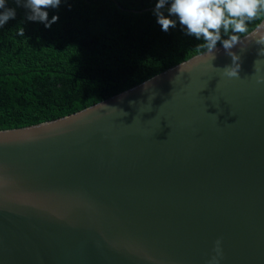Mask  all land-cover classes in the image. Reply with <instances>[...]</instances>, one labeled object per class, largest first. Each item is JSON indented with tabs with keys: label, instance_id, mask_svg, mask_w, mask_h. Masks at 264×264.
<instances>
[{
	"label": "water",
	"instance_id": "water-1",
	"mask_svg": "<svg viewBox=\"0 0 264 264\" xmlns=\"http://www.w3.org/2000/svg\"><path fill=\"white\" fill-rule=\"evenodd\" d=\"M263 21L62 119L0 131V264H264ZM181 70V72L179 71ZM145 85V86H144Z\"/></svg>",
	"mask_w": 264,
	"mask_h": 264
},
{
	"label": "trees",
	"instance_id": "trees-1",
	"mask_svg": "<svg viewBox=\"0 0 264 264\" xmlns=\"http://www.w3.org/2000/svg\"><path fill=\"white\" fill-rule=\"evenodd\" d=\"M155 3L62 0L48 10L49 19H59L46 28L7 0L17 14L0 27V131L76 114L206 52L179 23L162 31ZM263 19L258 15L240 38Z\"/></svg>",
	"mask_w": 264,
	"mask_h": 264
},
{
	"label": "clouds",
	"instance_id": "clouds-1",
	"mask_svg": "<svg viewBox=\"0 0 264 264\" xmlns=\"http://www.w3.org/2000/svg\"><path fill=\"white\" fill-rule=\"evenodd\" d=\"M61 3L62 0H15L16 7L26 9L27 20L43 23L46 28L59 19L58 16L49 19L48 10L58 8ZM6 5L7 0H0V27L17 14L16 7ZM260 14H264V0H156L153 9L162 31L167 32L179 23L186 35L202 42L199 47L206 50L211 60L215 58L212 53L219 42L232 58L231 66L223 69L230 78H237L240 68L239 57L231 49L241 41L239 34L247 33L249 23ZM257 43L264 45V36ZM260 53L264 55V51ZM257 83H264V78L257 79ZM214 251L216 255L209 264H219L222 256L219 240Z\"/></svg>",
	"mask_w": 264,
	"mask_h": 264
}]
</instances>
